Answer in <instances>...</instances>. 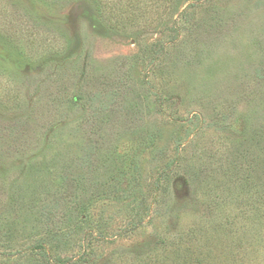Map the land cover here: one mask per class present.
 I'll use <instances>...</instances> for the list:
<instances>
[{
    "label": "rangeland",
    "instance_id": "rangeland-1",
    "mask_svg": "<svg viewBox=\"0 0 264 264\" xmlns=\"http://www.w3.org/2000/svg\"><path fill=\"white\" fill-rule=\"evenodd\" d=\"M9 16L13 28L0 30V264L164 255L158 238L203 222L207 184L194 173L205 161L216 171L234 136L264 134V0H0V25ZM193 111L208 123L196 134ZM97 140L87 167L83 152ZM263 186L225 214L232 239L199 235L237 257L211 264H264V206L255 209ZM134 200L150 211L130 231ZM50 229L58 232L48 240ZM41 235L48 263L31 250L2 254Z\"/></svg>",
    "mask_w": 264,
    "mask_h": 264
},
{
    "label": "trees",
    "instance_id": "trees-1",
    "mask_svg": "<svg viewBox=\"0 0 264 264\" xmlns=\"http://www.w3.org/2000/svg\"><path fill=\"white\" fill-rule=\"evenodd\" d=\"M8 13V12H7ZM11 13H9L10 15ZM10 18L7 19L4 24L0 25V30L2 28H13L11 27L13 24L12 16H9ZM113 102L112 98H109L108 101L104 104V108H108L110 104ZM102 108V107H101ZM103 109V108H102ZM191 119L195 122L194 125V134H196L201 127L207 126L208 123L204 122L203 117L193 111L191 115ZM198 124L196 125V123ZM22 124V122H20ZM209 126H212L211 123H209ZM212 129L214 130V134L219 137V127L212 126ZM224 129V128H222ZM221 129V130H222ZM250 133L243 131L240 135L234 136V145L231 155L227 156L225 161L217 163L219 166L217 170H213L212 167H209L207 165V162L205 161V165H202L199 169V172L194 173L195 178L199 179L201 182H204L207 184L206 192L208 194V198L210 200H207L205 202V211L202 212V214H199V218L203 220L201 223L198 218L195 223H193V226L190 228V234L188 232H185L181 237H172L169 236L168 239L160 237L157 241V247L159 248L160 254H164L162 256L158 255V258L144 255H137L136 257L132 258L130 264H211L216 263V261H236L237 257H225V252L221 249L210 247L208 243H202L200 241L199 235H207L208 237L210 235H214L218 238L220 236H223L224 238H230L234 237L231 232L227 230V227L223 224V218H225V214L227 212H231L233 209L236 211V203H241V201H236V199H241L243 194H249L251 192H254L252 189H256L257 186H261L264 184V143L261 142L262 137L264 134L258 129V128H249ZM15 125H9L7 128V137H10L12 134L16 133L14 132ZM228 139V137L226 138ZM231 139V138H229ZM187 141V139H186ZM92 142V141H91ZM182 145L179 143L177 144V158H180L179 148ZM100 148V142L94 141L90 143L88 147L85 148L83 155H84V164L85 166L89 167V163L92 159V154L95 152L97 153ZM202 155V153H200ZM205 159L207 160H213V154L206 152V154L203 155ZM176 158V160H177ZM201 157L198 155V157L195 158L196 161H199ZM215 160H218L217 158ZM80 163V162H79ZM175 159L170 158L164 161L163 168L161 171V174L156 178V180L153 182V186L155 189H159L160 183L158 180L160 178H163L161 180H167L168 175L171 174V168L174 166ZM77 164V163H76ZM222 165V166H221ZM57 166V165H55ZM63 166V165H58ZM252 169L254 170L253 177L251 176V173H248L247 170ZM65 170L63 173V178L67 179V174ZM216 173H218L216 175ZM61 175V174H60ZM62 180V178H61ZM63 180L66 182V184L69 186L70 181ZM71 181H76L78 183L77 176H73L71 178ZM75 186H69L72 190L79 189V186L77 184H74ZM264 187V186H263ZM92 190V189H91ZM119 190L118 188L115 189ZM121 193L115 194L116 197L120 196V194H123V190L121 189ZM257 192V191H255ZM259 199L257 200V204L255 209L260 210V207L264 206V189H261L260 191ZM75 194V195H74ZM72 196L76 197V193H74ZM67 196V195H66ZM79 197V196H77ZM80 198V197H79ZM121 198V197H120ZM251 198V197H250ZM231 199H234L231 201ZM245 203V201H242ZM78 207L82 208V200L77 204ZM42 207L44 208V216L46 218L49 217L52 213L56 211V207L54 205L50 204H43ZM132 209V216L135 218L130 221L128 230H132L133 228L137 227L139 223L142 221L141 215L148 214L150 211V206L147 205V203H144L142 200H134L133 206H131ZM264 209V207H263ZM261 212V211H260ZM264 214V210L260 213V217ZM227 215V214H226ZM234 217L238 216V212L232 213ZM49 238L51 239L53 234H55L58 231L52 232L50 229L48 231ZM51 232V233H50ZM59 232H62L59 231ZM6 237V241H12L13 239H9L11 235H4ZM55 237V236H54ZM205 240V239H203ZM198 241V242H197ZM47 241V237H43V235L38 236L35 238V240L32 242V244H28L27 246L14 251H8L7 253H2L5 256H13V255H21L27 250H31L33 254L39 256L42 258V260L48 263L49 254L47 249H45V243ZM188 244H184V243ZM204 244V245H202ZM219 246V245H218ZM221 247V246H220ZM223 248V247H221ZM180 250V251H178ZM171 252L172 255H169ZM157 253V254H158ZM139 256V257H138ZM166 258L163 259V258Z\"/></svg>",
    "mask_w": 264,
    "mask_h": 264
}]
</instances>
